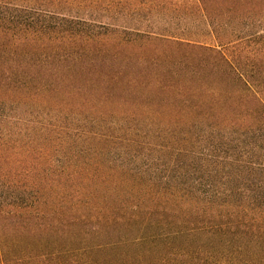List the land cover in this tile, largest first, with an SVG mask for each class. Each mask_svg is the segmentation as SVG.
I'll list each match as a JSON object with an SVG mask.
<instances>
[{
	"label": "rangeland",
	"instance_id": "374dc122",
	"mask_svg": "<svg viewBox=\"0 0 264 264\" xmlns=\"http://www.w3.org/2000/svg\"><path fill=\"white\" fill-rule=\"evenodd\" d=\"M252 131L264 0H0V264H264Z\"/></svg>",
	"mask_w": 264,
	"mask_h": 264
},
{
	"label": "trees",
	"instance_id": "16d2710c",
	"mask_svg": "<svg viewBox=\"0 0 264 264\" xmlns=\"http://www.w3.org/2000/svg\"><path fill=\"white\" fill-rule=\"evenodd\" d=\"M249 135L252 141H255L254 138L264 141V137L255 133V131L249 132ZM258 148L260 147L256 146L257 151ZM252 150H255V147L252 146ZM254 159H256L254 162H250L251 167L249 168V170L252 172H256L255 174L257 175L245 180L246 185L244 186V189L240 190L239 195L225 194L224 196H221V194L216 193L203 194L202 196L198 197V202L196 200V203H200L199 205L202 206V209L204 211L208 210L209 212H211V208H213L214 206L220 207L227 201L226 205L228 206V211L230 212V202L234 199H237L243 200L249 206H255L256 208H258V210H264V156L259 155ZM218 201H220L221 204H218ZM229 212H226V215L229 214Z\"/></svg>",
	"mask_w": 264,
	"mask_h": 264
}]
</instances>
